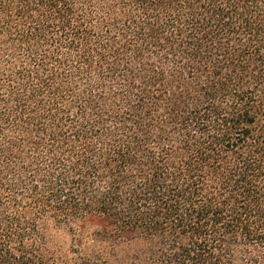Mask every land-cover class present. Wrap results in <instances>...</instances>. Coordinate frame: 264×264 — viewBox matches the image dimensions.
Returning a JSON list of instances; mask_svg holds the SVG:
<instances>
[{"label":"trees","instance_id":"trees-1","mask_svg":"<svg viewBox=\"0 0 264 264\" xmlns=\"http://www.w3.org/2000/svg\"><path fill=\"white\" fill-rule=\"evenodd\" d=\"M0 264H264V0H0Z\"/></svg>","mask_w":264,"mask_h":264}]
</instances>
